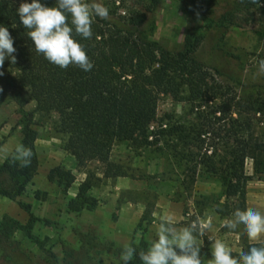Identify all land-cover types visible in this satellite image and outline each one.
<instances>
[{"label": "trees", "instance_id": "trees-1", "mask_svg": "<svg viewBox=\"0 0 264 264\" xmlns=\"http://www.w3.org/2000/svg\"><path fill=\"white\" fill-rule=\"evenodd\" d=\"M21 0H0V24L8 28L17 49L15 64L5 60L0 72V108L10 98L21 107V144L32 150L28 167L13 162L14 151L0 165V195L16 199L38 173L40 160L36 140L35 113H55L59 130L67 136L65 150L78 163L98 158L108 178L126 176L124 166L111 159L117 141L136 147L159 145L167 158L182 168V183L191 194L198 176L217 178L223 186V196L233 200L221 203L211 195L203 203L212 202L221 215L247 209V183L257 177L264 179V81L245 82L228 76L231 81L211 80L209 67L196 56V51L211 31L225 36L228 24L236 18L250 20L257 12L264 18V0H206L207 10L201 18L205 25L199 33H189L178 49H171L153 39L143 29L146 13L138 10L120 11V6L108 3L110 19L93 17L91 39L75 36L84 47L94 67L89 72L76 65L60 68L35 51L26 29L19 22L16 9ZM30 2V0H29ZM226 5L222 7V3ZM54 6L55 0H42ZM220 8H224L220 11ZM188 11L182 0H170L169 12L181 17ZM219 76H224L214 68ZM231 82V83H230ZM182 98L195 109L189 123L155 122L162 95ZM29 101L36 103L27 111ZM15 150V149H14ZM251 160L253 174L247 173ZM48 179L67 192L75 182V174L62 166L53 167ZM91 184L84 181L70 204L74 210L93 209L97 199L88 193ZM29 210V207L26 206ZM11 220V219H10ZM37 220L21 225L16 220L0 223V257L12 259L25 255L20 243L12 239L14 228L30 234ZM82 246L88 250L121 254L123 245L96 230L79 231ZM242 251H232L234 258L252 246H263L243 238ZM139 251H146L142 242ZM203 253H209L203 247ZM140 262L138 254L133 262Z\"/></svg>", "mask_w": 264, "mask_h": 264}, {"label": "rangeland", "instance_id": "rangeland-1", "mask_svg": "<svg viewBox=\"0 0 264 264\" xmlns=\"http://www.w3.org/2000/svg\"><path fill=\"white\" fill-rule=\"evenodd\" d=\"M99 2L110 6L116 4L120 11L146 13L142 29L171 49L180 48L187 34L201 31L205 21L195 19L208 8L206 0H182L191 11L174 17L169 12L170 0ZM225 5L223 2L222 7ZM221 35V31H211L196 51L198 59L209 67L210 79L227 82L231 81L228 76H233L245 82L264 81V72L259 69V60L264 59V18L261 19L257 12L250 20L236 18L228 24L227 34ZM214 68L224 76H219ZM35 108L34 101L25 106L27 111ZM21 111L13 98L0 108V165L21 144ZM194 113L193 106L182 98L162 95L155 125L159 120L189 123ZM34 120L38 131V173L16 199L0 195V223L9 220L13 225L11 220H16L26 225L30 213L37 220L30 234L20 227L14 228L11 234L25 255L15 254L12 259L0 257V264H122L121 254L84 248L78 232L96 230L123 246H139L146 242L149 248L157 239L159 222L163 218H169L177 230L196 225L194 235L201 248L202 264H212L211 250L216 240L223 241L232 251H242L246 236L243 227H224L232 214L221 215L212 202L204 204L202 201L204 195L220 199L221 203L233 200L223 196V186L217 178L198 176L188 194L182 183L181 165L168 159L159 145L136 147L121 141L114 144L111 159L122 164L127 175L108 178L104 175L105 165L98 158L80 164L65 150L67 136L59 130L55 113L36 112ZM56 166L69 169L76 176L67 192L48 179L49 171ZM246 170L253 174L251 160L247 162ZM84 181L91 184L88 193L97 199V205L93 209L74 210L70 200L76 197ZM247 209L264 213V179L254 177L248 181ZM206 224L209 226L203 228ZM249 241L264 246V235ZM204 246L209 253H203Z\"/></svg>", "mask_w": 264, "mask_h": 264}, {"label": "clouds", "instance_id": "clouds-1", "mask_svg": "<svg viewBox=\"0 0 264 264\" xmlns=\"http://www.w3.org/2000/svg\"><path fill=\"white\" fill-rule=\"evenodd\" d=\"M253 2L260 3V0ZM16 12L20 24L29 30L27 36L35 51L47 61L65 69L69 65H76L84 72L93 69V62L75 36L91 39L93 17L110 19L109 9L99 0H55L54 6H47L42 0H21ZM16 51L8 28L0 24V68H3L5 60L15 64L16 56L13 54ZM259 69L264 72V59L259 60ZM32 156L30 148L19 144L12 160L19 162L20 167H28ZM208 226L202 225L203 228ZM238 226L243 227L249 240H257L264 235V213L237 209L224 227L236 229ZM195 232V224L177 230L169 218H163L159 222L157 239L151 246L137 253L134 246L125 245L121 262L130 264L138 254L141 264H202ZM211 257L212 264H264V246H252L236 259L223 241L216 240Z\"/></svg>", "mask_w": 264, "mask_h": 264}]
</instances>
